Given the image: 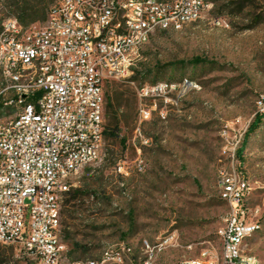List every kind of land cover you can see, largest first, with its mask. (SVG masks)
I'll use <instances>...</instances> for the list:
<instances>
[{
    "label": "rangeland",
    "instance_id": "obj_1",
    "mask_svg": "<svg viewBox=\"0 0 264 264\" xmlns=\"http://www.w3.org/2000/svg\"><path fill=\"white\" fill-rule=\"evenodd\" d=\"M213 2L181 30L157 31L138 50L130 77L105 83V127L118 126L120 135L104 134L101 158L70 187L80 194H64L60 236L70 258H100L124 243L131 254L121 264H143L144 241L164 243L150 264H184L205 249L220 253L218 231L229 205L219 180L229 171L251 186L248 204L259 208V228L246 250L264 264V116L246 136L264 94V0ZM5 18L15 17L1 2ZM185 78L199 87L166 106L165 118L154 112L136 133V88ZM13 106L0 111V121L16 113ZM139 157L144 172L137 169ZM123 161L128 174L118 170ZM0 264L34 261L19 244H2Z\"/></svg>",
    "mask_w": 264,
    "mask_h": 264
},
{
    "label": "built area",
    "instance_id": "obj_2",
    "mask_svg": "<svg viewBox=\"0 0 264 264\" xmlns=\"http://www.w3.org/2000/svg\"><path fill=\"white\" fill-rule=\"evenodd\" d=\"M213 6L204 0H166V7H158V0H59L43 25L24 26L16 17L2 21L0 106L19 103L22 96H37V106L0 121V245L19 244L34 264H120L117 251L124 243L100 258L68 256L60 225L63 197L72 183H59V176L65 168L89 167L101 158L104 85L133 73L139 38L155 35L172 20L195 21ZM91 15L99 16V24H90ZM6 79H31L35 90L17 91L6 86ZM192 89L196 82L137 87L135 132L141 134V125L154 112L165 118L166 106L176 105L183 91ZM256 110L264 113V94L256 99ZM9 118H18V125L8 127ZM62 134H71V141H62ZM73 142L82 143L83 153H68ZM136 161L144 172L143 159ZM125 165L118 170L128 174ZM221 174V198L233 204V211L218 231L220 253L202 250L189 264L256 263L254 254L237 248L239 236L259 228V208L255 218L246 215L251 186L241 175L223 182Z\"/></svg>",
    "mask_w": 264,
    "mask_h": 264
},
{
    "label": "bare ground",
    "instance_id": "obj_3",
    "mask_svg": "<svg viewBox=\"0 0 264 264\" xmlns=\"http://www.w3.org/2000/svg\"><path fill=\"white\" fill-rule=\"evenodd\" d=\"M204 4H209L208 0H204ZM158 7H166V0H158ZM7 21H15V18L7 19ZM216 23L223 27L229 26L225 20H219ZM90 24H99V16L91 15ZM185 25L186 24H184L183 22H180L179 20H172L171 25H163L162 28L157 29V31H168V30L178 31V30H181ZM151 37L152 36H143L139 38L138 47H136V54H134V61H135L138 50L142 46H144L146 43H148ZM180 82H194V81L189 80L188 78H185ZM6 86L13 87L17 91L35 90V82H33L31 79H6ZM176 86H177V82H171V81H160L155 84H146V87H149V88L176 87ZM198 87L199 86L197 84V88ZM192 90H184L183 97ZM12 105H14L17 108V111L15 110L16 112L15 114H26V112L29 109H32L35 106H37V96H22L19 103H8L7 106H12ZM7 106H4V107H7ZM261 115L264 116V113ZM17 125H18V118L8 119V127H16ZM62 141H71V134H62ZM68 153H83L82 143L73 142V145L68 146ZM85 168H87V165H79L77 169L65 168L64 175L59 176V183H72V186H73L75 182L74 181L75 178ZM143 169H144V166H143ZM221 173H222L221 181L223 182H234L236 180V176H239V174L236 172L222 171ZM228 205H229V210L225 217H228L230 212L233 211V204H228ZM246 215H247V218H255V208L247 207ZM257 229L258 228L252 229L250 230L249 233L244 234L243 236H239V238L237 239V248H241L242 252H248L246 250L247 240L256 233ZM143 245H144L145 252H149V250H151V255H149L145 260V264H150L151 261L154 259L156 253L162 249L164 243H160L158 245H152L149 242H146ZM130 254H131V248L126 247V245L122 246V248L118 249L117 251V261H119L120 264L123 263ZM198 258H195V259H198ZM195 259H188L184 262V264H189L195 261ZM106 264H116V263L113 260H106ZM250 264H258V260L256 263H250Z\"/></svg>",
    "mask_w": 264,
    "mask_h": 264
},
{
    "label": "trees",
    "instance_id": "obj_4",
    "mask_svg": "<svg viewBox=\"0 0 264 264\" xmlns=\"http://www.w3.org/2000/svg\"><path fill=\"white\" fill-rule=\"evenodd\" d=\"M54 1L55 0H0V3L2 2L4 7L10 9V13L13 15V17H16L21 24H23L24 26H28L30 23L35 22L37 20H46L48 17L47 9L50 4ZM209 1L214 3L213 0ZM1 24L2 21L0 20V28ZM5 109H9V107L0 106V111H3ZM262 118V115H258L251 122L248 127L246 136H249L251 133L255 132L259 128ZM104 134L107 136L119 137L120 128L118 126H114L111 130H109L108 127H105ZM65 194L73 198H77V196L80 194V190H69ZM69 201L70 199L66 202L68 203ZM71 253L72 251L67 252L69 256L71 255Z\"/></svg>",
    "mask_w": 264,
    "mask_h": 264
},
{
    "label": "crops",
    "instance_id": "obj_5",
    "mask_svg": "<svg viewBox=\"0 0 264 264\" xmlns=\"http://www.w3.org/2000/svg\"><path fill=\"white\" fill-rule=\"evenodd\" d=\"M152 262V261H151Z\"/></svg>",
    "mask_w": 264,
    "mask_h": 264
}]
</instances>
